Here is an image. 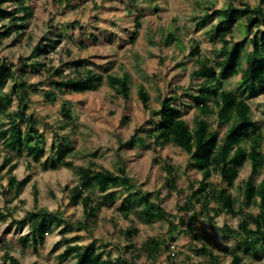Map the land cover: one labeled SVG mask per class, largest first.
I'll return each mask as SVG.
<instances>
[{"label":"rangeland","instance_id":"rangeland-1","mask_svg":"<svg viewBox=\"0 0 264 264\" xmlns=\"http://www.w3.org/2000/svg\"><path fill=\"white\" fill-rule=\"evenodd\" d=\"M229 0H26L33 13L26 27L20 33L10 32L8 37L0 34V58H6L15 74L23 67L22 58L31 62L34 48L40 38L47 34L54 47L37 59L47 65H60L67 58H87V64L102 73H121L128 70L131 75L130 97L124 99L105 81L97 89L59 94L52 100L45 98L44 91L52 78L41 69L32 70L26 66L23 78L30 83L31 94L27 112L31 113L44 135L45 153L38 161L32 159L26 149L21 152L3 143L2 132L7 128L4 110L0 109V164L11 156L16 165L11 172L7 167L0 169V211L6 218H0V264L5 249L16 255L21 264L33 260L40 264H74L73 257L62 259L60 253L65 247L59 230L62 225L44 236L36 247L24 244L19 236L28 232V224L18 225L11 220L20 219L29 210L45 207L59 212L65 219L75 222L84 219L82 205L70 200L69 188L79 182L74 167L58 166L43 169L41 163L53 155L57 145L68 151L67 157L76 165L94 162L117 172L124 165L131 178L130 190L121 186L115 200L101 205L88 229L73 228L66 233L75 243L85 245L92 241L104 251L103 257L133 260L134 264H216L209 254L200 252L206 245L219 264H231L232 256L224 247L239 246V264H264V243L256 249L243 251L237 237L223 230L224 224L237 228L241 214L222 211L211 212L212 221L204 212L194 223L199 233L197 238L188 231L190 212L180 210L192 183L197 185L201 173L189 165V154L181 147L167 143L153 149V140L148 130L154 127L159 117L142 106L138 96V86L143 84L149 94L150 108H158L161 97L169 94L170 87H183V93L173 101L182 110V117L190 127L194 125V100L191 92L198 87L200 78H191L196 68L197 58L222 56V41L215 35V25L219 14L209 16L213 8L226 7ZM238 6L254 7L259 0H233ZM137 16L139 26L136 34L134 21ZM0 21V33L2 23ZM264 28V22L248 32L245 19L239 17L232 25L230 43L247 38L244 52L250 46V38ZM168 31H174L177 38L170 44H162ZM83 41L79 46L76 41ZM197 44L198 55L189 53ZM49 46V45H48ZM68 47L70 55L65 54ZM244 59L236 73L222 74L223 86L235 89L246 98L252 109L256 129L262 133L261 149L264 153V89L256 85L255 91L248 94L241 89V73ZM11 79L2 87L12 92ZM16 108V100L7 109ZM212 129L223 136L225 126H219L217 115L211 112L206 116ZM132 135L137 136L135 144L121 145ZM157 157L159 162L154 161ZM172 164L177 171V189H169L164 180L165 162ZM15 174L24 179L16 194L8 185V178ZM251 175V166L246 161L240 166L238 175L231 186L213 173L209 180L218 187H225L235 201V207L256 214L259 211L258 199L248 200L244 196L245 180ZM261 173L254 175L257 184ZM137 192H148L152 201L159 202L169 213L168 219H146L143 205L134 201ZM86 193L95 200H102V193L96 187H89ZM36 196V199H35ZM132 200L127 210L123 204ZM211 206L216 203L211 201ZM199 210V204L195 205ZM193 225V223H192ZM253 227V223H250ZM137 227L127 236L126 230ZM150 237L158 238L162 244L159 253L151 256L143 249Z\"/></svg>","mask_w":264,"mask_h":264},{"label":"trees","instance_id":"trees-1","mask_svg":"<svg viewBox=\"0 0 264 264\" xmlns=\"http://www.w3.org/2000/svg\"><path fill=\"white\" fill-rule=\"evenodd\" d=\"M254 7L249 5L238 6L233 0H229L226 7L213 8L209 16L219 14L218 22L215 25V35L222 41L221 50L223 55L216 58H197L196 68L191 72V78H200L198 87L190 96L194 100L196 114L194 125L190 127L182 117V110L173 103L183 87H170L169 94L161 97L158 108H150L149 94L143 84L138 86V96L142 106L159 117V121L154 127L148 130L149 136L153 140V149L167 143H173L189 154V165L195 167L201 173V178L197 185L192 188L186 196L184 202L178 205L180 210L190 212L188 219V231L192 237L199 236L194 223L197 222L201 212H204L212 221L211 212L218 214L222 211L241 214L243 217L239 221L237 228H231L224 224L223 230L230 235L237 237L243 245V251L256 249L259 242L264 243V153L261 149L263 136L257 130L256 121L253 119L252 109L245 97L240 96L235 89H227L223 86L222 74H232L238 71L241 60L244 59L245 67L241 73V89L247 90L248 94L255 91L256 85L264 89V28L258 30L249 39L250 46L244 52L247 38L232 41L230 43V31L232 25L239 17L245 19V26L248 32H252L253 27L264 22V0ZM32 9L26 0H0V21L7 19L8 22L2 23L1 36L8 37L10 32L20 33L32 16ZM136 29L132 32V37L136 34L139 20L137 16L134 21ZM177 38L174 31H168L163 37L162 44L168 45ZM79 46H83L82 41H76ZM49 45V46H48ZM52 49L54 44L47 34H44L34 48L33 56L36 57L31 62L21 59L23 67L19 74H15L11 64L6 58H0V109L4 110L7 119V128L3 130V143L11 149L21 152L26 149L32 159L38 161L45 153L44 135L40 131L35 117L27 112L30 100L31 86L24 78L26 66L32 70L40 71L43 69L52 78L50 85L44 91L45 98L52 100L59 94L68 91L84 92L97 89L105 79L106 83L121 95L124 99L130 97L131 75L128 70H123L120 74L113 72L102 73L87 64V58H67L60 65H47L45 61L37 59L38 55L45 54ZM65 54L70 55L68 47L63 48ZM189 53L198 55L199 48L195 44ZM8 79L13 81L12 92L2 90ZM13 99L16 100V108L7 109ZM211 112L217 115L219 126L226 129L222 137L219 136L217 129H212L206 116ZM137 141V136L121 143V145H132ZM68 151L61 144L57 145L52 156L47 157L41 166L43 169H52L58 166L74 167L78 174L79 182L69 188L70 200L82 205L84 219L75 222L65 219L59 212L39 207L29 210L20 219H12L18 225L28 224V232L21 234L19 239L24 243H31L34 247L43 240L44 236L51 233L55 227L62 225L59 232L65 247L60 253L62 259L73 257L74 264H134L133 260L124 258L112 259L110 256L103 257L104 251L99 249L92 241L81 245L73 242L76 236L68 238L66 233L73 228L88 229L100 210L101 205L106 201H113L116 198L117 190L113 187L121 186L130 190L132 182L127 174L125 166L120 165L118 171H112L94 162L76 165L75 162L67 157ZM155 162H159L154 157ZM251 166V175L245 180L243 193L246 199H258L259 211L254 214L245 212L242 207L236 208L235 201L227 188L218 187L209 177L216 173L221 180L231 186L238 175V171L244 162ZM16 163L11 162V156L3 159L0 169L7 167L9 172L15 167ZM164 168L166 176L164 184L169 189H177V171L169 162H165ZM262 174L256 184L253 176ZM24 179H18L15 174L8 178V185L17 194L20 191ZM89 187H96L102 193V200H95L90 194L86 193ZM36 199V196H35ZM143 205L142 213L146 219H168L169 213L166 212L159 202L152 201L148 192H137L134 200ZM216 203L211 206L210 202ZM129 200L123 204L121 209L127 210L132 204ZM199 204V210L195 205ZM0 218L5 219L6 213L0 211ZM193 223V225H192ZM253 223V227L250 225ZM137 227L126 230L130 236ZM162 242L156 237H150L143 244V249L147 254L153 256L159 253ZM239 246L236 248L226 246L232 260L231 264H239L241 255ZM200 252L209 254L212 260L219 264L216 257L210 253L206 245L201 246ZM1 264H21L19 258L12 254L8 249L4 250ZM30 264H40L33 260Z\"/></svg>","mask_w":264,"mask_h":264},{"label":"crops","instance_id":"crops-1","mask_svg":"<svg viewBox=\"0 0 264 264\" xmlns=\"http://www.w3.org/2000/svg\"><path fill=\"white\" fill-rule=\"evenodd\" d=\"M81 41V40H80ZM83 42V41H82Z\"/></svg>","mask_w":264,"mask_h":264}]
</instances>
